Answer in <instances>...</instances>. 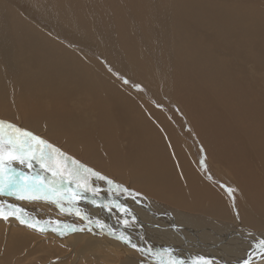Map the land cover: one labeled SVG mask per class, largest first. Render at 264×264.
<instances>
[{
    "label": "bare ground",
    "instance_id": "obj_1",
    "mask_svg": "<svg viewBox=\"0 0 264 264\" xmlns=\"http://www.w3.org/2000/svg\"><path fill=\"white\" fill-rule=\"evenodd\" d=\"M12 3L19 8L0 6V120L16 122L41 138V129L47 125L54 132L48 139L64 140L69 152L61 142L42 139L115 185L141 194L133 200L114 185L92 177L91 187L100 191L94 195L89 190L87 199L74 202L81 217L87 214L92 220H86L90 226L84 223L91 233L77 231L71 237L84 240V250L92 254L102 249L109 254L110 246L123 250L126 256L119 264L144 262L137 260L139 251L109 235L96 221L109 225L117 234L127 232L140 247L150 246L149 254L142 258L151 264H161L157 252L163 261L169 259L165 249L186 262L203 256L213 264H243L252 256L253 264H263L256 253L264 240V0L173 1L170 31L177 52L170 65L171 85L194 134L163 93L145 86L146 72L130 57L124 56L114 72L108 71L96 57L98 51L92 42L83 39L79 29L58 21L52 8L38 12L27 0ZM168 18L169 12L156 11L155 22L164 33ZM32 22L39 32L31 27ZM51 25L60 26V30ZM120 26L124 28L122 22ZM50 31L60 36H50ZM90 37L94 44L104 45L103 36ZM73 44H79L82 51ZM134 72L136 77L137 73L142 76L138 79L144 84L137 85L138 89L130 84L136 79ZM123 75L127 84L121 79ZM176 125L191 137L193 148L182 143ZM197 140L203 151L211 152L216 161L234 172L240 198L235 206L218 193L206 172H199L205 158L194 147ZM61 164L71 167L67 159ZM11 166L28 177L39 172L41 178L46 175L51 179V173L38 163L28 168L13 161ZM75 191L71 188L69 194ZM198 191L204 197L212 191L213 204L208 210L204 204L184 210L196 215L150 196L155 193L167 200L173 195L184 196L180 202L187 203ZM39 200L49 210L54 203L62 211L54 199ZM115 200L130 208L136 221L125 217L115 207ZM248 200H258L259 210L248 205ZM61 203L65 208L73 207L68 199ZM101 204L111 206L112 211ZM166 217L173 226L171 232L159 220ZM192 218L199 224H192ZM124 219L130 221L127 228ZM180 229L184 231L180 233ZM89 257L86 259L92 264H102L96 255Z\"/></svg>",
    "mask_w": 264,
    "mask_h": 264
},
{
    "label": "rangeland",
    "instance_id": "obj_2",
    "mask_svg": "<svg viewBox=\"0 0 264 264\" xmlns=\"http://www.w3.org/2000/svg\"><path fill=\"white\" fill-rule=\"evenodd\" d=\"M27 1L30 2L31 6L35 5V8L38 12H44L45 9L52 8V10H54V14L56 13L55 17L58 21L67 24V26L73 30L79 29V33L85 36L83 39L90 40L95 46L96 50L98 51L96 57L103 63L104 67L108 71L114 72L120 65V62L124 56L127 55L130 57L132 61H134L137 65H140L141 70L146 72L147 81L145 82V86L163 93L168 102H170V105L177 109L184 125H188V129L191 128L193 134L196 133L192 122L189 119L184 106L182 105V102H180L175 96L176 88H173L171 85L172 70L170 65L171 63H174L173 58L177 52L175 36H172L170 31V19L172 16V6L174 0ZM230 1L235 2V0ZM3 5L19 8V6H14L12 0H0V6ZM159 10L169 12L168 30L166 33L163 32L161 24L155 22L156 11ZM121 22L124 28H121ZM33 23L34 22L31 23V27L37 30V27L32 25ZM51 26L55 31L60 30V26L58 25ZM88 31L91 32L89 33ZM157 31L160 36L157 35ZM89 34L92 36H103L102 38L104 39V45L100 46L94 44ZM50 36L60 35L50 31ZM165 36H168V38L166 39ZM106 37H110V39L107 40ZM73 45L78 49V51H82L79 48V44ZM108 46H111V51L107 50ZM133 56H137L138 58L133 59ZM126 61L128 62L127 58ZM137 65L134 66L136 70ZM125 66L126 68L130 67L128 65ZM133 75L136 79L135 81H130V84L137 88V85L143 84L138 79L142 76L137 73V76H139L136 77L135 72ZM121 79L127 84V82H125L124 75ZM151 102L154 101L151 100ZM157 106L160 107L159 105ZM169 121L173 122L171 118ZM13 123H15L19 128L21 127L20 124L16 122ZM176 128L182 143L186 146H189L190 149L193 148L191 137L186 136L185 132L177 125ZM49 134H54V132L49 131L47 125H45L41 129L40 135L47 141L53 142L48 139ZM57 142L63 143L67 152H69L64 140H59L57 138ZM200 146V140H197L194 144V147L199 149L200 155L202 152L203 156H201L205 158L204 160L202 158L204 162L203 166L201 165L203 163L202 160H199V163L201 162V168L199 172L201 175H204L202 171L206 172L208 175V177H206L215 184V188L217 189L218 193H222L225 196L230 206H235L239 202L240 198L236 191L237 179L234 172L228 166L216 161L211 152L203 151V148L201 149ZM192 161L197 166L195 157ZM92 164L96 167L94 161H92ZM119 177L124 180L126 179V176L123 174H120ZM137 184L139 185V188H143L141 184H139V181ZM189 190H191V188L186 191ZM150 196L161 202H167L168 205H171H169L170 207L174 206L172 208L182 211L188 215H196L184 211L188 209V207L197 208L199 204H204L208 210V208L213 204L212 191L205 197L202 195L201 191H198L187 203L180 202V199L185 198L184 196L175 197L173 195L171 200L164 199L155 193H152ZM0 204L16 205L19 208L25 210L24 215L29 218L30 222H40L37 228H32L27 224H21L18 219L12 216H9L7 221L0 217V264H92V262H90L89 259H86V257L90 256L89 258H93L95 255L101 258L102 264H105L104 262H106V264H119V261H121L126 256V254L123 253V250H114L112 246H110L111 251L109 250V254L103 249L98 251L96 254L89 253L88 251L86 252L84 250L86 247L85 241H77L75 237H71L73 233L77 231H68V228L71 226L73 228H83L84 233H91V229L84 226V223L87 224L86 219L81 217V215L77 216L75 213L60 211V209H58L54 203H50L52 205L49 206H51L53 210H49L45 206L44 202L39 199L31 201L19 200L15 196L0 194ZM247 204L252 205L257 210L260 208V203L258 200H248ZM159 220L164 221L167 232L172 231L173 226L167 217ZM191 223L199 224V220L192 218ZM40 228H43L44 230L40 231ZM55 228L62 229L65 232V235H60L58 231H54L53 229ZM193 230L196 233L200 232L199 227H194ZM182 231L184 230L180 229V233H182ZM41 248L43 249L41 250ZM114 254H116L117 257ZM142 256L145 255L137 256V260L144 262V264H151L143 259ZM57 258L59 260L61 259V263Z\"/></svg>",
    "mask_w": 264,
    "mask_h": 264
},
{
    "label": "snow or ice",
    "instance_id": "obj_3",
    "mask_svg": "<svg viewBox=\"0 0 264 264\" xmlns=\"http://www.w3.org/2000/svg\"><path fill=\"white\" fill-rule=\"evenodd\" d=\"M127 82V81H125ZM71 161V167H66L61 164L63 160ZM18 161L20 165H27L28 168H33L34 163H38L45 172L51 173V179L45 175L41 178V173L37 172L34 176L28 177V174L11 166V162ZM25 177H28L25 179ZM95 177L99 180L106 181L110 186H115L120 192L130 196L135 200L141 194L133 192V190L124 187L123 185H115L114 181L107 176L95 171L85 164L75 161L71 157H67L59 148L49 144L46 140L33 133L19 128L6 120H0V194L15 196L19 200H37V199H54L62 211H74L77 216L81 215L78 209L74 208V202L80 198L87 199L85 195L89 190L95 195L100 190L92 188L90 180ZM67 182V183H66ZM75 188V192L69 194V190ZM64 189L62 192L61 190ZM232 191V190H229ZM68 199L73 202V207L65 208L61 203L62 200ZM96 204V200H92ZM125 217L130 216L131 221H136L137 217L132 214L131 209L126 205L121 204L118 200L113 201ZM100 207H107L108 211H112V207L107 204H101ZM25 210L16 205L0 204V217L8 220L12 216L19 220L21 224H27L29 227L37 228L39 221L30 222L29 218L24 215ZM84 219L92 223V220L84 214ZM101 229H108V234L115 236L123 243L130 245L136 249L141 255H147L150 252V246L140 247L133 240L131 235L125 231L117 234L116 230L109 225H105L96 221ZM125 228L130 226L129 219H124ZM43 231V228H40ZM58 231L60 235H65V232L60 228L53 229ZM83 231V228L69 227L68 231ZM260 251L256 253L261 261H264V240H261L258 245ZM172 250L165 249L164 253L168 254L169 259L163 261L162 254L157 252L155 255L161 256V264H213V261L203 256L196 257L191 262L179 259L171 255ZM243 264H253V257L249 256L244 260Z\"/></svg>",
    "mask_w": 264,
    "mask_h": 264
}]
</instances>
